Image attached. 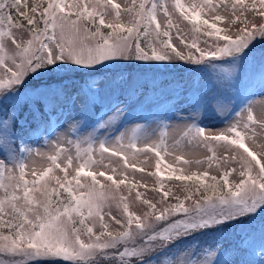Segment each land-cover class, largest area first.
<instances>
[{
	"label": "snow or ice",
	"instance_id": "1",
	"mask_svg": "<svg viewBox=\"0 0 264 264\" xmlns=\"http://www.w3.org/2000/svg\"><path fill=\"white\" fill-rule=\"evenodd\" d=\"M257 44H264V0H0V105H13L0 119V264H236L237 256L239 264H264V53L257 60ZM121 61L210 66L232 87L258 76L260 88L239 103L194 96L224 127L190 119L171 145L165 130L150 142L137 128L111 139L64 134L33 149L14 131L23 104L35 118L42 103L46 115L49 94L63 92L45 77ZM93 103L86 100L85 110ZM114 119L101 117L99 128ZM191 149L205 150L202 158H185ZM149 153L155 171L138 167V154L147 162ZM173 153L164 167L182 195L158 178ZM257 217L258 244L243 231ZM233 224L243 231L237 248L181 247Z\"/></svg>",
	"mask_w": 264,
	"mask_h": 264
},
{
	"label": "rangeland",
	"instance_id": "2",
	"mask_svg": "<svg viewBox=\"0 0 264 264\" xmlns=\"http://www.w3.org/2000/svg\"><path fill=\"white\" fill-rule=\"evenodd\" d=\"M120 2V0H116ZM222 26V25H218ZM263 44H257L254 52L257 54V60L261 53H264V49H260ZM125 61L119 63L108 62L106 67H98L95 72L84 73L90 77V84L93 88L91 91L95 97L97 103H107L116 96L117 93H123L127 96L126 99L114 98L112 104L101 115L103 121H107L109 117H115L113 122L105 128H99V124L102 122L101 118L97 120L95 124L90 126L88 124V118L91 110L87 108L85 110V104L83 96L80 92H75L71 96L70 106L62 108L55 114V126L51 131H46L44 124L39 122L37 129L27 136L25 144L29 147L44 148L45 141L55 139L57 136L67 134L72 138L76 136L85 137L90 133L95 132L96 138H114L115 135L121 133L130 134L132 129H139L141 135L147 136L149 141L159 140L161 130H165L167 133V143L169 145L179 137L180 129L178 126L190 122V119H198L203 122V126L209 130H218L224 127L222 123V117L220 114L215 113L214 110H210L205 114L202 108H198L192 103V98L196 95L200 96H227L233 100L232 86L227 81H222L220 78L219 70L212 69L210 66L195 67L189 70L186 74L181 86H156L164 77V73L159 72L151 66V71L145 73L142 70H128L129 66L123 65ZM149 65H155L161 61H139ZM167 61H163L164 63ZM173 65H185L182 61H173ZM140 66V63H138ZM176 65V66H177ZM113 68V69H111ZM100 69V71H99ZM199 70V71H197ZM115 72V73H114ZM67 78V77H66ZM147 82L146 87L141 86L142 79ZM247 80V79H246ZM175 88V89H174ZM249 91L254 90L259 92V79L257 83L248 87ZM256 99H259L257 97ZM12 103L0 105V119L7 118L12 111ZM214 108V102H213ZM106 113V115H105ZM18 118L16 124L23 126L26 125L27 117L30 118L33 114L29 110L28 104H23L18 110ZM34 115V114H33ZM104 115V116H103ZM75 129V130H74ZM16 132V128H14ZM189 149L186 147L185 152ZM205 150L203 149H191V155L186 156L187 159H199ZM178 153H173L171 157L164 156L163 164L161 165L160 180L165 182V188L171 187L174 193H181V182L169 181V173L165 170L164 165L172 163L174 156ZM149 161L144 162V154H138V160L143 163H138L139 166H143L151 171L152 165L155 164V154L149 153ZM163 156V153H162ZM2 158V157H0ZM175 166V165H174ZM193 170H196L193 167ZM177 175L182 174L177 172ZM147 176V173H136V176ZM149 182H152V178H148ZM141 192H145L144 189H140ZM133 197L135 193L132 194ZM149 198H157L156 193H151ZM171 199V197H169ZM139 212L140 209L137 208ZM261 218L257 217L251 226H245L244 230L254 234V242L259 243V232L253 230L254 224L261 226ZM246 224V222H245ZM236 225L237 229L234 227ZM240 231L241 225L233 224L229 225L223 232L210 233H198L195 237L190 238L192 240H186L181 243V247L195 242H202L203 235L205 234H218L227 235V241L221 242H209L207 245L200 244L198 250L208 249L209 251L215 249L218 245L223 249H229L232 247L233 229ZM230 241H229V239ZM236 264H239L240 257L235 258ZM107 264V262H102Z\"/></svg>",
	"mask_w": 264,
	"mask_h": 264
},
{
	"label": "trees",
	"instance_id": "3",
	"mask_svg": "<svg viewBox=\"0 0 264 264\" xmlns=\"http://www.w3.org/2000/svg\"><path fill=\"white\" fill-rule=\"evenodd\" d=\"M50 78L55 80V81L50 83L53 88L63 89L62 93H59V94L50 93L49 94L48 101H49L51 107L56 110L60 106H64V105H68L69 104V100H70L69 97H70L72 91H75L77 89V81L76 80H72V81H70V83H68L64 79V74L63 73H61L59 75L50 76ZM184 78H185V75H184L183 72H177V73L171 74V75L163 78L156 86H161V85L167 86L168 85V86L177 87V86L181 85V83L184 80ZM84 79L87 80L86 78H84ZM45 80L47 81V79H45ZM117 96H120L121 98H124L122 93H118ZM33 123L34 122H31V125ZM234 227L236 228V225H234ZM253 230H255L258 233L260 231L259 224H254L253 225ZM210 232H211V230L206 231V233H210ZM203 236L204 237L202 238L203 239L202 242L193 243V246L195 248L198 249L200 244L207 245V243H209V242L227 241V235L225 236V235H218V234H205ZM190 240H192V239H190ZM233 248H236V246L233 245Z\"/></svg>",
	"mask_w": 264,
	"mask_h": 264
}]
</instances>
